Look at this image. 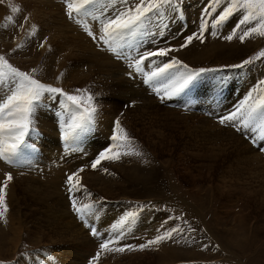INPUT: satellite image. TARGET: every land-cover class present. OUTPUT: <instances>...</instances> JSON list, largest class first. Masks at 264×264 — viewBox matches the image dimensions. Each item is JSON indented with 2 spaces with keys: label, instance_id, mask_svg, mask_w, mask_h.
I'll return each instance as SVG.
<instances>
[{
  "label": "rangeland",
  "instance_id": "obj_1",
  "mask_svg": "<svg viewBox=\"0 0 264 264\" xmlns=\"http://www.w3.org/2000/svg\"><path fill=\"white\" fill-rule=\"evenodd\" d=\"M9 2L22 5L24 9L15 17L17 24L24 23V15L31 14L24 30L6 20L13 15ZM188 2L191 7L187 10L185 36L196 30L197 16L205 0ZM62 9V0H5L0 4V54L22 43L27 28L36 23L40 28L39 38L48 36L52 50L49 51L47 45L44 49L38 48V41L34 39L7 58L43 83L67 91L90 88L98 93L97 126L93 137L80 145L82 152L65 154L54 110H42L38 117L42 135L33 141L40 148L34 167L31 170L10 168L0 162V181L5 171H11L14 180L8 188L14 189L12 198L19 199L17 203L6 197L8 212L5 220H0V261L3 264H48L51 260L49 264H63L62 261L74 264L70 257L75 254L81 258L76 264H87L100 240L92 237L71 212L64 185L65 173L89 163L101 148L108 146L113 121L119 116L134 146L147 155L150 163L125 157L119 163L104 164L112 175L102 168L96 171L89 168L81 174L84 179L81 182L93 198L104 197L106 201L103 205L105 219L92 223L102 235H107L110 225L124 211L137 203L152 201L158 210L144 212L123 243H143L155 234V229L167 216L183 213L196 227L207 229L196 234L203 243L218 244L220 249L202 251L199 243L190 246L185 241L169 242L158 251L107 254L100 264H264V153L258 150L264 145L254 146L217 121L218 117L240 107L249 93L254 99L264 95V85L259 83L264 79V57L243 70L223 67L258 56L264 51V38L253 37L241 44L238 38L228 42L209 35L204 44L194 41L188 48L172 53L190 68L217 71L201 78L202 86L190 101L176 97L160 104L149 94L140 77L132 80L125 75L128 69L124 61L117 60L111 53L100 52L78 26L67 21ZM178 27L173 25L171 32L175 33ZM229 30L224 29L223 34L227 35ZM182 42L181 37L172 44L178 46ZM105 77H109L105 85L112 87L110 91L100 85ZM80 80L88 83L77 84ZM221 83L223 88L214 87ZM117 85L123 90H120L122 99ZM131 101H137L136 105L125 107ZM186 103L191 104L190 111L185 110ZM159 130L164 132L157 136ZM19 187H27L24 188L26 193ZM77 196L81 203L88 202L86 193H77ZM165 206L168 211L164 210ZM10 212H14V216L21 215L22 223L16 228L21 229L22 234L16 244L7 215ZM167 223L173 225L180 221Z\"/></svg>",
  "mask_w": 264,
  "mask_h": 264
},
{
  "label": "snow or ice",
  "instance_id": "obj_2",
  "mask_svg": "<svg viewBox=\"0 0 264 264\" xmlns=\"http://www.w3.org/2000/svg\"><path fill=\"white\" fill-rule=\"evenodd\" d=\"M4 2L0 0V4ZM62 5L67 21L78 26L100 52L111 53L117 60L124 61L128 69L125 75L132 80L140 77L150 90L149 94L158 99L160 104H166L176 97L190 101L193 93L202 86L201 78L217 71L214 68H190L172 53L188 48L194 41L204 44L209 35L228 42L238 38L241 44L253 37L264 38V0H205L197 16L196 30L186 36L183 32L188 18L187 10L191 7L188 0H62ZM8 7L13 15L7 16L6 20L24 30L31 14L24 15V23L17 24L15 17L24 11L22 5L9 2ZM173 25H179L175 33L171 32ZM224 29H230L227 35L223 34ZM39 32V26L31 23L24 41L0 54V162L10 168L31 170L34 167L40 148L33 141L42 135L38 119L42 110H54L65 154L82 152L80 145L93 137L97 126L98 93L92 92L90 88L67 91L63 87L43 83L10 63L7 57L28 46L34 39L38 41V48L44 49L47 45L48 50H52L49 37L40 39ZM181 37L183 42L174 46L172 41ZM261 57H264V51L256 57L223 67L243 70ZM259 83L264 85V79ZM214 87L223 88V84ZM136 103L131 101L125 107H134ZM184 107L185 110H191L190 103ZM217 121L254 146L264 145V95L254 99L249 93L240 107L218 117ZM109 140L108 146L101 148L89 163L65 173L64 185L71 212L92 237L100 240L87 264H100L102 257L107 254L158 251L161 245L169 242L185 241L190 246L199 243L202 251H219L218 244L203 243L202 238L196 236L207 229L196 227L184 218L183 213L175 217L167 216L155 229V234L143 243H123L144 212L158 210L152 201L131 206L110 225L107 235L101 234L92 222L104 217L106 209L103 205L106 201L104 197L93 198L81 182V173L89 168L93 171L102 168L105 173L112 175L104 164L119 163L125 157H136L145 164L150 163L147 155L134 146L133 138L122 126L119 116L113 121ZM258 150L264 153V146ZM83 154L87 155L86 152ZM13 180L11 171L3 173L0 181V220H5L8 212L6 190ZM81 192L87 194V203L80 202L77 193ZM164 210L168 211L167 206ZM169 220H178L180 223L169 225Z\"/></svg>",
  "mask_w": 264,
  "mask_h": 264
},
{
  "label": "bare ground",
  "instance_id": "obj_3",
  "mask_svg": "<svg viewBox=\"0 0 264 264\" xmlns=\"http://www.w3.org/2000/svg\"><path fill=\"white\" fill-rule=\"evenodd\" d=\"M246 75V74H245ZM244 75V76H245ZM99 77H97L96 79H95V81L94 82H96L97 81V79H98ZM107 78H109V77H105L101 82H100V85L103 87V89L104 90H106V91H110V90H112V87L109 89L106 85H105V81L107 80ZM118 81V80H117ZM85 83H88V81L87 80H80L79 82H77V84H85ZM92 83V82H91ZM109 83V82H108ZM114 84V83H113ZM88 85V84H87ZM115 86V85H114ZM116 87H118V90H119V93L120 94H118V95H120V98H121V96H123V93H121V91L123 92V90H121V89H119V85H117ZM117 89V88H116ZM121 90V91H120ZM262 91H264V90H262ZM116 93V92H115ZM118 93V92H117ZM116 93V94H117ZM124 93H126L125 92V90H124ZM111 94H113V93H111ZM116 94H115V96H116ZM113 96V95H112ZM133 96V95H132ZM119 97V96H118ZM108 98V97H107ZM114 98V97H113ZM117 98V97H116ZM127 98V97H126ZM135 98V97H134ZM109 99V98H108ZM122 99V98H121ZM127 100V99H126ZM135 100V99H134ZM108 103V102H107ZM116 103V102H115ZM118 104V103H117ZM113 107V106H112ZM144 107V106H143ZM146 108V107H145ZM148 108V107H147ZM133 109H135V108H133ZM143 110V109H142ZM147 110V109H146ZM107 114V113H106ZM149 115V117H152V116H150V114H148ZM129 117H130V115H128ZM106 118V117H105ZM107 124V123H106ZM160 132L157 134V136L159 135V134H161L162 132H164V130H159ZM162 136V135H161ZM154 137H156V135L154 136ZM163 137L165 138V136L163 135ZM161 138V137H160ZM165 142H166V140H165ZM233 142V141H232ZM160 144V143H159ZM85 147V146H84ZM86 151V150H85ZM90 153V152H89ZM89 171V170H88ZM87 171V172H88ZM85 173V172H84ZM92 172H90L89 174H91ZM95 173H97V172H95ZM81 174H83V173H81ZM88 173H87V175H89ZM98 174V173H97ZM103 174V173H102ZM101 173L100 174H98V175H102ZM95 175V174H94ZM85 176V175H84ZM89 176H91V175H89ZM198 176V175H197ZM86 177V176H85ZM95 177V176H94ZM100 178V177H99ZM87 179V178H86ZM26 180H28V179H26ZM84 180V179H83ZM82 180V181H83ZM101 180V178L99 179V181ZM104 180V179H103ZM26 182V181H25ZM24 182V183H25ZM236 183V182H235ZM12 184V183H11ZM20 185V184H19ZM20 188V190L23 192V193H26L25 192V190H24V188L26 189L27 187H19ZM255 189V188H254ZM17 194V193H16ZM28 194V193H27ZM15 194H14V189L10 186L9 188H8V192H7V197H9L10 199H12V200H14L15 202H17L18 203V200L19 199H15V198H12L13 196H14ZM82 195V194H81ZM62 199V198H61ZM7 200V199H6ZM18 214V213H17ZM63 214V213H62ZM8 215V217L10 218V222H9V225H11V228H12V230H13V232H14V235L16 236V238H17V240L14 242L13 240L14 239H12L11 240V243H12V241L14 242V244H16L17 243V241H19V236L22 234V232H21V229H19V228H16V227H18L22 222H21V215L19 214V215H16V216H14L15 214H14V212L12 213V212H10V213H8L7 214ZM103 219H105V218H103ZM117 220V219H116ZM107 221V220H106ZM114 221V220H113ZM112 220L110 221V222H113ZM69 222V221H68ZM72 223V222H71ZM105 223H107V222H105ZM108 224H109V222H108ZM72 226V225H71ZM16 228V229H15ZM109 228V227H108ZM57 233V232H56ZM104 233V232H103ZM106 233V232H105ZM51 236V235H50ZM69 236V235H68ZM83 236V235H82ZM60 239H62V238H60ZM72 240V239H71ZM93 240V239H92ZM65 241V240H64ZM74 241V240H73ZM95 242V241H94ZM58 248V247H57ZM15 249V248H14ZM43 252H45V251H43ZM79 252V251H78ZM61 253V252H60ZM39 254V253H38ZM59 254V253H58ZM83 254V253H82ZM40 255V254H39ZM78 255H79V253H78ZM33 256V255H32ZM35 256V255H34ZM69 256V255H68ZM83 257V256H82ZM72 260V262L74 263V264H76V262L75 261H80V259L81 258H78V256H76L75 254H73L71 257H70ZM24 259V258H23ZM46 260V259H45ZM35 261H37V260H35ZM41 261V260H40ZM50 261L51 260H49V263H50ZM34 262V261H33ZM43 262V261H42ZM65 262V261H64ZM64 262L62 261L61 263H63L64 264ZM82 262V261H81ZM19 263V262H18ZM17 263V264H18ZM48 263V264H49ZM67 263V262H66ZM15 264V263H14ZM36 264V263H35ZM40 264V263H39ZM45 264V263H44ZM70 264H72V263H70ZM106 264V263H105Z\"/></svg>",
  "mask_w": 264,
  "mask_h": 264
}]
</instances>
